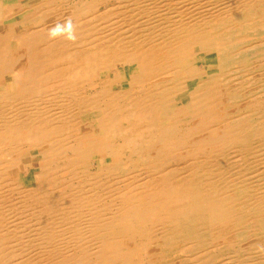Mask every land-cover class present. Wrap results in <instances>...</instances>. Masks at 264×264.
I'll return each mask as SVG.
<instances>
[{
  "label": "bare ground",
  "instance_id": "obj_1",
  "mask_svg": "<svg viewBox=\"0 0 264 264\" xmlns=\"http://www.w3.org/2000/svg\"><path fill=\"white\" fill-rule=\"evenodd\" d=\"M0 264H264V0H0Z\"/></svg>",
  "mask_w": 264,
  "mask_h": 264
},
{
  "label": "rangeland",
  "instance_id": "obj_2",
  "mask_svg": "<svg viewBox=\"0 0 264 264\" xmlns=\"http://www.w3.org/2000/svg\"><path fill=\"white\" fill-rule=\"evenodd\" d=\"M35 163V162H33ZM104 162H103V159H99L98 162H97V165H102ZM31 165V164H30Z\"/></svg>",
  "mask_w": 264,
  "mask_h": 264
}]
</instances>
